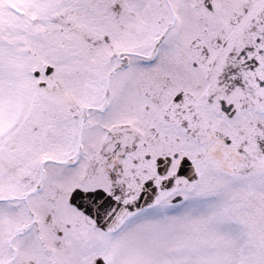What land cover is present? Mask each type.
<instances>
[{"label": "snow or ice", "instance_id": "6c2138e0", "mask_svg": "<svg viewBox=\"0 0 264 264\" xmlns=\"http://www.w3.org/2000/svg\"><path fill=\"white\" fill-rule=\"evenodd\" d=\"M0 264H264V0H0Z\"/></svg>", "mask_w": 264, "mask_h": 264}]
</instances>
